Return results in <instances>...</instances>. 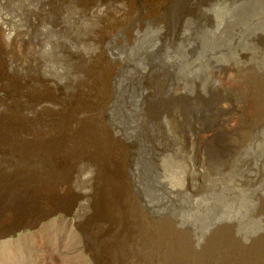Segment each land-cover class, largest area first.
<instances>
[{
    "label": "rangeland",
    "instance_id": "rangeland-1",
    "mask_svg": "<svg viewBox=\"0 0 264 264\" xmlns=\"http://www.w3.org/2000/svg\"><path fill=\"white\" fill-rule=\"evenodd\" d=\"M98 2L0 0V25L18 35L2 66L62 103L30 112L20 88L0 113L13 122L0 130H26L0 136V264H264V0H119L90 16ZM131 92L126 128L118 108ZM71 96L89 104L80 120L96 123L95 143L112 144L106 162L69 141L45 148L74 128L61 108ZM198 99L221 103L215 127H186L180 111ZM138 132L153 150L144 165Z\"/></svg>",
    "mask_w": 264,
    "mask_h": 264
},
{
    "label": "bare ground",
    "instance_id": "bare-ground-1",
    "mask_svg": "<svg viewBox=\"0 0 264 264\" xmlns=\"http://www.w3.org/2000/svg\"><path fill=\"white\" fill-rule=\"evenodd\" d=\"M119 0H99V2L91 7H87L86 9L89 11V15L90 16H97V15H101L102 13H107L109 11L110 8H115V9H121V5L120 3L118 2ZM154 1V0H153ZM167 1V0H166ZM172 2V1H175V0H168V2ZM162 2V1H161ZM169 2V3H170ZM159 3V1H158ZM131 4V3H130ZM152 5V4H151ZM154 5V4H153ZM159 5V4H158ZM157 6V5H156ZM168 6V5H167ZM165 9V8H164ZM183 11V10H182ZM16 36H18L17 34H14L12 33L11 31H9V29H7L5 26H2L0 25V91H4L3 93V96L7 97L9 95V97L7 99H4V98H1L0 97V113L1 111L4 109V108H10L12 107V104L13 103H16L18 102L19 99H22L20 98L19 96V89L21 88L26 96H25V99H22L24 100V105H23V109L27 108L26 110L30 111V112H35V113H42V112H46V116L49 117L50 115L48 114L49 112H52V107L55 109V106L58 107V103L62 106V103L61 101L57 100L56 98L54 97H51V95L49 96L48 93L46 92L47 95L45 94H30L31 91H29V89H27L26 87L22 86L19 84V80H18V83L17 82H14L15 80L11 79V74L9 73V71H7L5 69V67L2 66L3 62L5 61V56H6V53L7 51L10 49V47L13 45V43L16 41ZM196 40V38H195ZM143 58V57H142ZM8 69V68H7ZM13 72V71H12ZM86 74L88 73V76H91L93 78V76H97L96 74L98 73L96 69H89L85 72ZM15 76V75H13ZM19 76V75H18ZM21 77V76H19ZM14 78V77H13ZM16 78V77H15ZM14 78V79H15ZM18 79V78H17ZM94 82H92V84H96L97 82H99L97 80V78H93ZM174 80L175 78L174 77H170V86L173 85L174 83ZM22 84V83H21ZM87 84V83H86ZM91 84V86H93ZM98 85V84H97ZM28 86V84H27ZM40 86V85H38ZM44 86V85H43ZM29 87V86H28ZM41 87V86H40ZM189 88H193V84L190 82L189 85H188ZM39 89V88H38ZM97 89V87H95V90ZM41 90V89H40ZM36 91V90H35ZM39 91V90H38ZM28 92V94H27ZM33 92V91H32ZM50 93V92H49ZM89 93V92H88ZM87 94V92H86ZM82 94H78V96H80ZM138 94H135L133 92H131V94L129 95V97L127 98V94H123V98H122V102L118 108V114H119V117H120V121L122 122V124L126 127V128H129L130 126H133V125H130L131 122L130 121H133V118H131L134 114L132 112H130L129 110L131 109V106L130 105H134V100L135 97H137ZM54 96H57V95H54ZM78 96H71L72 98L66 102L67 104H64L63 106L64 107H61L62 108V112H66L65 116L63 117V121L66 122L65 124L67 125L66 127L69 129V126L70 125H74V128H72V131H70L69 134H65L64 135V140L62 139V136L59 140L58 139V136L59 134L63 132V129L61 132H59V130H57L58 132V136H55L53 135V138L49 139V140H44V137L43 140L46 141L45 142V148L46 147H50L51 145H53L54 143H56L54 146L56 147V145L58 144L57 141H59L60 143L63 141V144L66 145L67 144V141L69 142H73V144H75L76 146H78V148L76 149L75 147V150L77 151V155H80V158L81 157H84L85 155H87L90 159H95V161L97 163L99 162H106L104 160L101 159L102 155H105V153H107L110 149L112 150L113 146L112 144L111 145H101V144H97L95 143V140H96V137L99 136L98 134V129L96 127V123H94V120H90L89 119L85 120V121H81L80 120V117L82 116L81 114H84V110L83 108L84 107V99H77ZM22 97V95H21ZM61 97V96H60ZM63 97V96H62ZM84 97V96H83ZM97 98V96H96ZM96 100V99H95ZM94 100V101H95ZM64 101V100H63ZM67 101V100H66ZM97 103L101 102L102 103V100L100 99H97L96 100ZM20 102V101H19ZM22 103V104H23ZM92 103V102H91ZM88 104V103H87ZM87 104H85L87 106ZM221 103H219V100H216V101H213V103L210 105L208 102H205L201 99H198L192 106H188V107H184L181 109L180 111V115L184 117L185 119V122H186V127L190 128V127H194L197 129V131L199 130H203V129H208L210 127H215V124L216 122L219 120L220 118V110L222 109L221 107H219ZM89 105V104H88ZM14 106V105H13ZM212 106H213V109H212ZM16 107V106H15ZM83 107V108H82ZM93 107V106H92ZM96 107V106H95ZM100 107V106H98ZM159 114L161 113H165V112H168L171 108V106H159ZM17 108V107H16ZM15 108V109H16ZM60 108V109H61ZM79 108V110H81L79 112V110L77 111V109ZM57 109V108H56ZM6 110V109H5ZM12 110V109H11ZM97 110V109H96ZM16 111V110H15ZM25 111V110H24ZM94 111V110H93ZM21 111H19L20 113ZM57 112V115L55 118L59 119V114H58V111ZM60 112V111H59ZM19 113L16 115H19ZM28 113V112H27ZM53 113V112H52ZM6 115V114H5ZM12 115V114H11ZM14 115V114H13ZM53 115V114H52ZM55 115V114H54ZM91 115V114H90ZM25 116V115H24ZM35 116V115H34ZM40 116V115H39ZM42 116V115H41ZM40 116V117H41ZM13 117V116H12ZM19 117V116H18ZM29 117V116H28ZM31 117V116H30ZM29 117V118H30ZM54 117V116H53ZM85 117V116H84ZM98 117V116H97ZM10 118V117H9ZM8 117H5L4 114H0V121H5L6 123L4 124V126L7 124V123H10L11 120L9 119ZM21 118V116H20ZM33 118V116H32ZM82 118V117H81ZM93 118V117H92ZM102 118V117H101ZM56 119V120H57ZM61 119V118H60ZM16 121L14 122H17V119H15ZM25 120H26V117H25ZM47 120V118H46ZM24 121V119H23ZM64 122H61L60 121V124ZM13 123V122H11ZM26 123V122H25ZM35 123V121H34ZM130 123V124H129ZM3 124V123H2ZM17 124V123H16ZM21 124V123H20ZM24 124V123H23ZM39 124V123H38ZM59 124V125H60ZM15 125V124H14ZM34 124H31L29 123L28 124V130L31 131V129L33 128ZM43 125V124H42ZM51 125V124H50ZM35 126V125H34ZM41 126V125H40ZM63 126V125H61ZM19 126H15V128H13V124H9L7 127H2V128H5V130H0V136L1 137H6L7 136V131L9 132H12V133H21V134H25L26 133V130L24 129L23 131H20V132H15L14 130L17 129ZM42 127V126H41ZM44 127V126H43ZM40 128V127H38ZM45 128V127H44ZM65 128V127H63ZM79 128H81L80 131H77ZM99 128V126H98ZM6 129H8L6 131ZM27 130V131H28ZM53 130V129H52ZM70 130V129H69ZM102 130V129H101ZM29 131L27 133H29ZM36 131V130H35ZM38 132V131H37ZM53 132V131H52ZM55 132V131H54ZM53 132V133H54ZM102 132V131H101ZM44 133V132H43ZM56 133V132H55ZM106 133V131H105ZM20 134V135H21ZM30 134V133H29ZM19 135V136H20ZM27 135V134H26ZM19 136H17L19 138ZM24 136V135H23ZM41 136V134H40ZM27 137V136H26ZM33 136L30 135L29 138H31ZM38 137V136H37ZM39 138V137H38ZM37 138V139H38ZM50 138V137H49ZM23 139H28L23 137ZM34 139V138H33ZM32 139V140H33ZM46 139V138H45ZM48 139V138H47ZM99 139L102 140V137H99ZM16 140V139H15ZM20 140V138H19ZM29 140V139H28ZM27 140V141H28ZM62 140V141H61ZM1 141V140H0ZM17 141V140H16ZM24 141V140H23ZM97 141V140H96ZM100 141V140H99ZM4 142V141H3ZM2 142V143H3ZM33 141H30V143H32ZM36 141L34 140V143ZM39 142V140L37 141ZM43 142V141H42ZM105 142V141H104ZM148 142V139L144 136V133L142 132H138L137 135H136V148L134 149V153H135V157L136 159L142 164L145 160V156L148 154V156H151V154L153 153V150H151V148L148 146L147 144ZM12 143V142H9V144ZM100 143V142H99ZM107 143V141H106ZM105 143V144H106ZM41 144V143H40ZM103 144V143H102ZM108 144V143H107ZM2 145V144H0ZM5 145V143H4ZM7 145V144H6ZM11 145V144H10ZM13 145V144H12ZM15 145V143H14ZM62 145V144H61ZM69 145V144H68ZM67 145V146H68ZM72 145V144H71ZM42 146V145H41ZM123 146V145H122ZM122 146H118L117 148L119 149H125L124 146L122 148ZM2 147V146H0ZM73 147V146H72ZM43 148V147H42ZM53 148V147H52ZM66 148H69V147H66ZM73 148V149H74ZM61 149V148H60ZM41 150V149H40ZM55 150V148L53 149V151ZM65 150V149H64ZM65 152L67 153V151L65 150ZM52 155V154H50ZM76 153H75V156H77ZM93 155V156H92ZM40 156V155H39ZM72 156H74L72 154ZM120 156V155H118ZM117 156V157H118ZM147 156V157H148ZM56 157V156H55ZM79 158V157H78ZM76 159V158H75ZM144 159V160H143ZM84 160V159H83ZM114 160V159H113ZM66 161V160H64ZM85 161V160H84ZM36 162V161H35ZM56 162V161H54ZM42 163V162H40ZM58 163V162H57ZM60 163V162H59ZM63 163V162H62ZM39 164V163H37ZM44 164V162H43ZM47 164V163H46ZM65 164V163H63ZM103 164V163H101ZM23 165V164H22ZM25 165V163H24ZM27 167L29 168V164H26ZM50 164H48L49 166ZM59 165V164H58ZM107 165V163H106ZM144 165V163H143ZM32 166V165H31ZM37 166V165H36ZM46 166V165H45ZM63 166V165H62ZM65 166V165H64ZM115 166V165H113ZM24 167V166H23ZM26 167V168H27ZM54 165L51 164L48 168L49 170L47 169V175H48V178H49V172L51 171V168H53ZM66 167V166H65ZM33 168V167H32ZM46 168V167H45ZM41 169V168H40ZM55 169V168H53ZM63 169V167H62ZM67 169V168H66ZM31 170V169H30ZM61 170V169H60ZM97 170H99L97 168ZM53 171V170H52ZM34 172V170L32 171ZM36 172V171H35ZM39 172V171H38ZM43 172V171H42ZM61 172V171H60ZM37 173V172H36ZM35 173V174H36ZM40 173V172H39ZM54 173V171H53ZM71 173V172H70ZM75 175L77 177L80 176V173L79 172H74ZM14 174V173H13ZM45 174V173H44ZM101 174V173H100ZM110 176H112V173H108ZM116 174V172H115ZM40 175V174H39ZM42 175V174H41ZM52 175V174H51ZM107 175L106 173V177L105 178H109L110 176ZM18 176V175H17ZM26 177V175H24ZM31 176V175H30ZM35 183L36 181H38L37 179H35V176L32 175ZM75 176V177H76ZM29 177V176H28ZM38 177V175H37ZM42 177V176H41ZM47 177V176H46ZM59 177V176H57ZM13 178V177H12ZM17 178V177H16ZM21 178V177H20ZM32 177L29 178V181L33 179ZM19 179V178H18ZM115 180L118 179V177L114 178ZM22 180V179H21ZM33 181H30L32 183H34ZM41 181V180H40ZM39 181V182H40ZM51 181V179H50ZM17 182V181H16ZM19 182V181H18ZM17 182V183H18ZM22 182V181H21ZM27 182V181H26ZM29 182V183H30ZM55 183V182H54ZM60 183V182H59ZM23 185V184H21ZM27 185H28V182H27ZM26 185V186H27ZM25 186V185H24ZM23 186V187H24ZM21 187V186H20ZM28 188V187H27ZM33 188V187H31ZM16 189V188H15ZM19 189V188H18ZM29 189V188H28ZM39 197V196H38ZM42 198V196H41ZM40 199V198H39ZM82 207V204L81 203H77V206H76V209H74V214H78L80 212V209ZM53 212V211H52ZM50 213V212H49ZM61 215V214H60ZM45 217V215H44ZM76 217V216H75ZM42 218V217H41ZM47 218V217H46ZM49 218V217H48ZM77 218V217H76ZM75 218V219H76ZM35 220V219H34ZM39 220V219H38ZM77 221V220H76ZM75 220H70L69 223L71 225H75L76 223ZM33 225H36V222L33 224ZM39 225V224H38Z\"/></svg>",
    "mask_w": 264,
    "mask_h": 264
}]
</instances>
